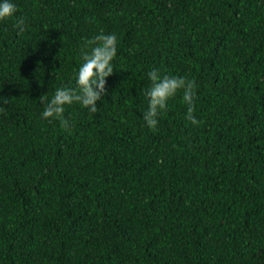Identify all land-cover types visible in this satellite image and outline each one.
Segmentation results:
<instances>
[{
	"label": "trees",
	"instance_id": "obj_1",
	"mask_svg": "<svg viewBox=\"0 0 264 264\" xmlns=\"http://www.w3.org/2000/svg\"><path fill=\"white\" fill-rule=\"evenodd\" d=\"M11 2L0 264H264V0ZM101 31L117 37L107 94L94 114L65 106L69 134L39 98L74 86ZM154 68L195 80L201 124L178 92L146 125Z\"/></svg>",
	"mask_w": 264,
	"mask_h": 264
},
{
	"label": "clouds",
	"instance_id": "obj_2",
	"mask_svg": "<svg viewBox=\"0 0 264 264\" xmlns=\"http://www.w3.org/2000/svg\"><path fill=\"white\" fill-rule=\"evenodd\" d=\"M18 11L17 6L11 0L0 2V21L13 17ZM19 33L25 31V19L20 17L15 25ZM117 52V37L115 34H100L86 39L81 48V64L74 74V86H62L56 88L51 99L42 95L39 100L44 105L41 116L46 120H58L60 127L67 133H71L74 124L64 117L65 106L79 104L91 113L98 111L96 102L106 95V78L113 74V60ZM150 87L146 90L148 108L143 113L146 125L156 130L158 116L168 108V101L182 92V101L187 106L185 119L193 125H199L202 121L194 116L196 90L198 85L194 79L185 76L162 74L159 69H152L147 73ZM9 99L0 96V113L5 111L4 104Z\"/></svg>",
	"mask_w": 264,
	"mask_h": 264
}]
</instances>
